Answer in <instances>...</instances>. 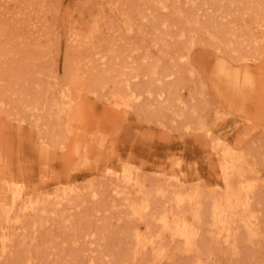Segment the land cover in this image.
<instances>
[{"label": "rangeland", "instance_id": "374dc122", "mask_svg": "<svg viewBox=\"0 0 264 264\" xmlns=\"http://www.w3.org/2000/svg\"><path fill=\"white\" fill-rule=\"evenodd\" d=\"M163 1L167 4L165 9L157 0H0V102L3 104L0 163L34 169L32 171L38 175L41 168V153L31 152L14 132L2 128L6 120L16 122L12 111L17 108V93L30 99L37 97L43 103L38 110L27 107L21 113L26 118L22 123L35 131L30 120L41 115L43 120L54 114L50 104L44 105L46 100L60 88H73L72 95L75 94L78 83L71 79L72 66L85 75L84 83L116 87L120 85L118 79L133 71L132 66H137L143 55L146 62L157 59L161 71L173 72L166 77L164 85H177L176 94L186 104L185 112L194 110L197 116L203 115L210 132L246 155L248 165L259 177V186L251 200L257 216L252 235L240 229L233 252L231 245L215 243L208 233H201L197 238L200 255L206 260L209 254L207 264H264V187L260 183L264 178V91L251 90L246 94L242 85L235 91L230 88L231 78L226 76L227 71L234 73L241 67L232 55L253 51L255 38L250 28L257 31L255 34L261 32L255 27L260 14L241 7L261 0ZM175 8L180 10L179 15L174 13ZM195 18L198 21L193 30L195 42L190 47L188 62H184L177 57L187 41L184 20ZM129 24L131 29L126 30ZM71 30L86 37L84 41L75 40V43L70 37L73 34L69 36ZM209 32L217 36L215 43L208 38ZM155 33L166 36L168 50L153 46ZM262 44L256 45L262 48ZM215 45L221 46L222 51H217ZM258 61L248 63L256 65ZM104 89L98 95L87 94L80 121L84 124H80L86 128L88 137L102 135L106 140H116L108 150L113 160L135 149L143 154L142 158H147L145 173L154 179L158 173L149 160L152 155L163 159L166 167L175 160L168 169H177L176 174L185 177V187L197 186L203 191L214 187L208 157L200 156L196 147L201 130H184L175 122L180 117L177 118L175 112H183V109L169 104L163 117L167 128L148 119L151 114L146 112L141 120L133 114L130 122L107 121ZM76 95L74 98L78 100ZM156 97H147L150 103H147V111H161L162 102ZM53 120L56 122L55 117ZM142 126L154 128L155 135L149 142L141 136ZM50 128L54 129V125ZM161 129H165V134L160 133ZM57 137L62 141L64 136ZM39 146L42 147L39 144L38 149ZM97 190L100 193L96 200L88 196L69 215L70 228H60L56 221L54 224L47 221L33 233L39 250L32 264H89L86 257L90 255L92 264H118L119 248L131 244L128 220L121 217L123 208L110 185L98 184ZM128 223L134 224L133 221ZM169 255L163 264H186L192 259V255L179 251ZM0 264H11V260L2 258Z\"/></svg>", "mask_w": 264, "mask_h": 264}, {"label": "bare ground", "instance_id": "6f19581e", "mask_svg": "<svg viewBox=\"0 0 264 264\" xmlns=\"http://www.w3.org/2000/svg\"><path fill=\"white\" fill-rule=\"evenodd\" d=\"M157 2L163 9L167 7L165 1ZM241 8L245 11L254 9L260 14L255 27L261 32L255 34L257 31L250 28L255 38L254 49L251 53L232 55L241 67L234 73L227 71L226 76L231 78L230 88L237 91L238 85H242L243 91L250 94L251 90L264 91V61L261 60L264 58V0L252 5L246 4ZM179 11L178 8L174 9L177 15ZM184 24L188 33L187 41L177 57L188 62L190 47L195 42L193 30L198 26V21L197 18L186 19ZM125 29L130 30V24ZM71 34L73 35L70 36ZM207 35L215 43L217 36L212 32ZM69 36L80 42L86 38L81 37L75 30H71ZM153 38L154 47L158 48L159 45V48L168 50L165 35L158 36L155 33ZM261 43L262 48H258L256 44ZM214 48L222 51L219 45ZM141 59L137 66H132L133 71L118 79L120 85L116 87H96L94 83H84L85 75L78 72L79 69L74 64L77 68L72 66L71 79L78 83L74 90L78 100L72 95L73 88H60L44 102V105L50 104L54 114L45 116L43 120L42 115L36 116L29 121L35 131L22 123L26 118L21 113L27 107L38 110L43 103L37 97L30 99L23 97L22 93L16 94L17 108L12 111V119L16 122L6 120L2 128L14 132L20 141L27 144L31 152H40L42 161L39 175L32 171L34 169L10 167L5 162L0 163V260L7 257L11 264H32L33 257L35 258L39 250L33 233L47 221L52 222L51 224L56 221L60 228H70L69 215L88 196L92 200L98 198V184L110 185L115 199L119 200L123 208L121 217L128 220L127 232L131 244L119 248L116 253L118 264H163L169 259V254L175 251L192 255V259L186 264H207L209 254L206 260L203 259L197 247V238L201 233H208L215 243L231 245L233 252L236 247V234L240 229L252 235L257 216L251 200L259 186V177L253 167L248 165L247 156L237 152L235 146L223 143L217 135H213L210 127L204 123L203 115L197 116L193 113L194 110L185 112L186 104L176 94L177 85H164L166 77L173 74L172 71H161L157 59L146 62L144 55ZM251 60L259 61L253 65L248 63ZM101 89H104L105 93L102 94L108 105L104 114L107 121L117 119L119 122H130L133 114L141 120L146 112L151 114L148 119L167 128L163 117L169 104L183 109V112H175L176 117L180 116L179 121L175 122L184 130H201L202 134H198L201 139H197L196 147L200 156L208 157L211 173L214 175V187L207 191L197 186L185 187V177L178 176L177 169H168L175 160L166 167L163 159L156 155L149 158L158 173L154 179V176L145 173L144 163L148 161L147 158H142L143 154L135 149L127 156L113 160L108 150L116 140H106L102 135L88 137L86 128L81 125L84 122H80L87 94L98 95ZM153 95L157 96V101L162 102L161 111L146 110L147 97ZM0 103L1 110L3 104ZM51 125H54V129L50 128ZM164 130L159 131L164 133ZM140 133L147 142L155 135L154 128L150 126H142ZM59 135L61 138L64 136L62 141L58 140ZM61 142L62 146L57 147ZM39 144L42 147L39 146L38 149ZM260 183L264 187V178ZM130 221L134 224L128 223ZM18 251L21 252L20 255ZM86 259L92 264L91 255Z\"/></svg>", "mask_w": 264, "mask_h": 264}]
</instances>
